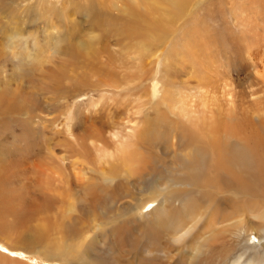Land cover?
I'll return each mask as SVG.
<instances>
[{"label":"bare ground","instance_id":"1","mask_svg":"<svg viewBox=\"0 0 264 264\" xmlns=\"http://www.w3.org/2000/svg\"><path fill=\"white\" fill-rule=\"evenodd\" d=\"M140 2L148 10L154 5L162 7L157 11L155 23L160 29L181 16L188 0ZM138 21L133 18L127 22L128 32L145 36ZM249 27L247 32H252ZM163 32L166 31H159L157 39ZM242 35L239 39L244 43L246 57L240 66L249 72L234 82L224 78L231 81L232 88L227 92L229 99L223 113L209 106L205 92L202 97L199 91L194 95L166 89L160 102L167 103L170 116L154 106V119H161V124L148 123L149 115H144L140 123L127 121L122 129L110 131L106 141L89 140L87 151L93 152L82 156L90 165V175L85 177L82 171L72 170V180H66L68 187H72L74 201L72 237L68 230L71 224L67 227L65 222V210L61 216L54 214L57 222L52 215L47 216L54 197L50 192L63 183L60 180L63 158L49 152L43 158L4 160L0 154L3 248L27 253L25 259L33 264H264V117H259L264 115V108L254 109L257 105H252L250 99L261 95L264 103V49L258 59L261 70L255 69L256 63L249 53L251 43L262 42L264 35L261 39L255 36L252 42L246 41L248 35ZM151 41L135 50L143 55L151 52ZM188 42L196 49L202 47L200 41ZM6 48L11 59H22V53L8 45ZM11 61L19 68V59ZM207 64L198 79L205 91L207 88L209 91L210 79L214 77L210 76ZM233 85L238 86L235 92ZM7 91L9 87L0 90V123L10 113H24L23 107L7 101ZM192 96L194 100L190 99ZM52 145L57 148L58 144ZM157 157L167 160L160 161ZM120 159L127 171V184L138 187L150 179L154 189L144 197L143 204L127 200L129 214L111 221L115 203L106 196L122 194L119 186L122 170L117 164ZM156 172L162 176L154 178ZM30 185L35 189L33 196ZM149 203L152 207L144 211ZM32 217H39L40 224L31 227ZM29 229L32 232H24ZM6 250L0 252V264H28L8 258Z\"/></svg>","mask_w":264,"mask_h":264},{"label":"rangeland","instance_id":"2","mask_svg":"<svg viewBox=\"0 0 264 264\" xmlns=\"http://www.w3.org/2000/svg\"><path fill=\"white\" fill-rule=\"evenodd\" d=\"M161 9L154 5L148 10L140 0H0V50L3 49L0 90L9 87L7 101L24 108V113H10L0 123V154L4 160L43 158L49 152L63 158L65 166L60 177L63 183L55 185L54 192H50L54 197L47 216L52 215L57 222L54 214L61 216L65 210L67 227L71 224L68 227L71 237L74 201L72 187H68L66 180H72V170L82 171L85 177L90 175V165L82 156L93 152L87 151L89 140L106 141L110 131L122 129L127 121L140 123L144 115H149L148 123L161 124V119H154V106L170 116L167 103L160 102L166 89L194 95L199 91L201 96L205 92L209 106L222 111L229 97L227 92L232 88L230 80L237 81L249 72L240 66L242 58L246 57L240 35L245 33L246 41L251 42L264 35V0H188L181 16L159 29L155 23ZM131 17L139 20L145 36L128 32L127 22L133 20ZM248 25L252 32H247ZM163 29L165 35L157 39ZM151 39V52L139 54L136 50L140 44L146 45ZM263 39L257 45L251 43L249 50L255 69L259 70ZM194 40L202 43L200 49L189 44L188 41L193 43ZM7 45L23 55L22 59L18 57L20 62L12 58L19 62L17 69L11 55L6 53ZM168 50L172 53L168 54ZM206 64L210 65V76H214L210 79L209 91L198 81ZM233 86V92L237 91L238 86ZM253 96L252 105H257L254 109L262 111V96ZM259 117L263 119L264 115ZM52 144H58L57 148ZM50 147L53 150L50 151ZM55 149L59 150L55 152ZM118 163L122 170L119 184L122 194L106 196L115 203L111 221L129 214L127 200L143 204L144 197L154 189L150 179L138 187L127 184V171L121 166V159ZM160 176L156 172L154 178ZM30 188L33 196L35 189L31 185ZM151 207L149 203L143 210ZM38 218L32 217L31 227L40 224ZM253 241L256 243V239ZM3 247L0 244V252L6 250ZM6 251L8 258L33 264L25 259L27 253L18 252L21 255L18 256L13 250ZM27 257L32 259L33 256L28 254Z\"/></svg>","mask_w":264,"mask_h":264}]
</instances>
